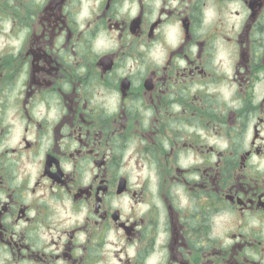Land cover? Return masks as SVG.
<instances>
[{
  "label": "flooded vegetation",
  "instance_id": "flooded-vegetation-1",
  "mask_svg": "<svg viewBox=\"0 0 264 264\" xmlns=\"http://www.w3.org/2000/svg\"><path fill=\"white\" fill-rule=\"evenodd\" d=\"M0 264H264V0H0Z\"/></svg>",
  "mask_w": 264,
  "mask_h": 264
}]
</instances>
